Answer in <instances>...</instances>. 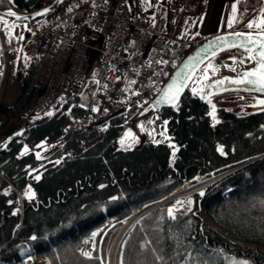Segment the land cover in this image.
<instances>
[{"label":"trees","instance_id":"16d2710c","mask_svg":"<svg viewBox=\"0 0 264 264\" xmlns=\"http://www.w3.org/2000/svg\"><path fill=\"white\" fill-rule=\"evenodd\" d=\"M49 1L14 0L9 5L27 12ZM263 1L239 0L238 6L252 10ZM33 77L34 66L16 102L0 104L1 127L38 93ZM69 104L17 128L0 146V264L15 263L30 250L44 264H103L121 219L199 174L245 162L194 192L191 211L172 219L167 205H161L143 214L124 242L120 264H264V156L255 159L264 153V110L239 114L220 108L219 123H214L208 103L187 89L176 107L159 113L178 145L173 155L167 142L120 148L124 113L111 117L104 131L93 125L64 135L68 116L86 111L77 101ZM43 140L59 141L39 158L33 150L25 153L26 146ZM50 156L57 159L45 164L38 180L31 177L30 169ZM12 185L24 195L22 209ZM28 192L35 195L29 198ZM96 230L88 259L82 255L85 241Z\"/></svg>","mask_w":264,"mask_h":264},{"label":"built area","instance_id":"2783aa9c","mask_svg":"<svg viewBox=\"0 0 264 264\" xmlns=\"http://www.w3.org/2000/svg\"><path fill=\"white\" fill-rule=\"evenodd\" d=\"M204 2L180 0L179 5L182 11H198ZM168 16L165 4L150 20L144 13L128 12L124 0H63L23 40L44 85L26 108L27 116L62 109L76 85L87 80L95 83L91 102L83 115L66 123V134L99 123L124 103L150 101L194 42L178 38ZM87 28L98 32L91 37H103L102 45L88 41ZM92 50L98 52L97 66L88 72ZM4 51L1 44L2 76Z\"/></svg>","mask_w":264,"mask_h":264},{"label":"rangeland","instance_id":"374dc122","mask_svg":"<svg viewBox=\"0 0 264 264\" xmlns=\"http://www.w3.org/2000/svg\"><path fill=\"white\" fill-rule=\"evenodd\" d=\"M71 3L73 0H69ZM235 0H222V7L224 8L223 17L220 20V23L222 25H225L230 20L235 21L237 19V14H233L232 11V5ZM162 2H165L166 4H170L171 0H126L125 1V7L128 11H136V12H145L148 9H151V7H154L157 4H160ZM228 11V12H227ZM146 13V12H145ZM191 15H189L190 17ZM216 16V15H215ZM188 17L186 13L183 15V20ZM260 17V16H259ZM259 17L255 18L253 17L250 21L253 20H259ZM5 19L8 21L9 24H12L13 22L17 25L11 33L9 34L8 30L4 27L3 23L0 22V36L2 38V45L6 48V52L4 54L5 59V69L2 76L1 84H0V104H14L22 90L23 82L25 77L29 74L31 67L33 66V59L28 56L25 52V44H15L18 42L20 37L25 38L27 35V32L29 29L36 26L38 23V20H15L13 17H5ZM218 19V18H217ZM11 37V43H9V38ZM92 41V43H96L95 40L89 39ZM98 43H101V40L98 41ZM193 45V44H192ZM98 52L96 50L91 51V55L93 59H96ZM221 54L216 55L215 57H211L208 59L197 71V73L194 75L192 81L188 85V90H190L192 93V89H196V95L199 97H204L203 99L208 103L209 105V113L212 112V105H215V116L216 119H220V108H226L237 111L239 114L242 113L241 110L238 109L237 101L222 98L220 95L217 94H211L209 95L207 86L203 87V91H201L202 85H207L208 81H210L213 78L218 77L222 73H227L232 70V68L220 65L218 64L219 60H221ZM212 63L215 67L216 71L215 74H213L212 69H208L207 73L205 74L204 69L207 67L209 63ZM207 75L208 79H203L204 76ZM40 72L38 70L34 71V77L32 79V85L37 84L38 91L40 92L42 90V83L40 80ZM93 87V81H87V82H81L77 86L76 95L72 96L69 99V107L75 103L77 100H79V104L82 106H85L89 103L91 90ZM78 98V99H77ZM211 101L209 103L208 101ZM148 105V104H147ZM147 105H142L140 103H137L132 106L127 107H120L116 111L108 114L105 119H103L100 122L101 131H104L106 126L108 125L111 117L124 113V129L123 132L118 136V146L122 149H132L140 146L146 141H152V142H167L172 147V154L177 151L178 145L177 143L171 138V136L168 133L167 130V120L160 117L155 119L152 124H149V119L151 118V112L145 111ZM70 108L66 109L69 111ZM26 109H23L20 111L19 114L12 116L8 120V124L6 126L1 127V122L3 121L4 115L0 111V127L1 130L5 128L9 129L11 127H14L17 124L24 123L25 118L29 119L27 116ZM210 118L212 119V116L209 114ZM213 120V119H212ZM141 125L143 126L141 128ZM131 132L132 135H127V133ZM14 133V131L10 132L8 134V137L11 136ZM163 133V134H162ZM8 140V139H7ZM7 140L0 144V146H3ZM121 140L124 141V144H121ZM59 140L55 141H47L43 140L36 144L33 148L26 146L28 151L30 149H33L39 156H42L45 152L51 151V149L58 144ZM49 156V155H48ZM56 160L57 158H54L50 156L45 160V162L35 166L34 168L30 169V175L31 177H37L40 176L44 170V168L47 166L46 163L51 162L52 160ZM56 162V161H54ZM211 175V174H210ZM199 177L194 178L193 180H189V182L194 183L197 181ZM32 192H28V197H33ZM191 201V205L188 204V201ZM178 201H182L183 204H177ZM155 201L146 203L139 207L138 209L134 210L133 212H140L145 208L150 207L152 204H154ZM175 206L173 207L174 215H176L178 212L186 211L189 207H192L193 204V198L192 194H187L182 197H180L178 200H175L172 202ZM170 204L166 206V209L168 208ZM168 212V211H167ZM206 221L210 224L215 226L218 230L223 232V230L215 225L209 218H205ZM114 222L112 220L108 221V224L111 225ZM99 232V230L95 231ZM87 243H85L84 251L92 253L94 247H95V237L92 236L88 237ZM254 247H256L255 244H252ZM107 259V258H106ZM39 264H44V261L39 258ZM106 262V260L103 262V264Z\"/></svg>","mask_w":264,"mask_h":264},{"label":"water","instance_id":"95a60500","mask_svg":"<svg viewBox=\"0 0 264 264\" xmlns=\"http://www.w3.org/2000/svg\"><path fill=\"white\" fill-rule=\"evenodd\" d=\"M61 0H52L51 2H49L48 4L33 10V11H29V12H21L15 9H4L2 10V13L7 12L9 9H11L12 11L16 12L18 16L21 17L22 20H36L44 15H37V13H44L45 9H48V11L46 12L49 13L50 11H52L59 3ZM24 17H27V19H24ZM237 33H243L244 36L242 37H237ZM249 33H252L253 35L256 34V32L253 31H243V30H234V31H226V32H221V33H217L214 34L210 37H208L207 39H205L204 41H202L201 43H199L198 45H196L193 49H191L189 51V53L186 55V57L177 65V67L174 69V71L172 72V74L170 75V77L168 78V80L165 82V84L162 86V88L160 89V91L157 93V95L153 98L151 104L149 107H154L156 109H162L164 107L167 106H173L171 102L169 101H163L161 103H157L158 100H161V97L163 95V91L167 88V86L172 83L173 80H177L178 83H180V80L177 78V74L178 73H182L184 76V83L186 84V86L183 88V91L181 92L178 101L181 99L183 93L186 91V89L188 88V85L190 84V82L192 81L194 75L197 73V71L199 70V68L211 57L215 56L217 53L227 50V49H232V48H237V50L243 54L245 53L243 48H238V47H231L230 45L235 42L236 44L241 43L242 41L246 40V37ZM217 37H222V38H227V43L223 46V47H219V42L216 40ZM213 51H215V55H213ZM247 54V53H245ZM245 64H249L251 61H247L244 60ZM219 63H224L227 65H232L234 64V59L232 58H223L221 60H219ZM255 67V64L254 66ZM252 67V68H253ZM251 69V68H249ZM249 69H244L239 71L235 76H231L228 74H224L222 76L216 77L211 79L210 81H208L207 83V88H208V93L211 94H217L223 91H227V90H248L249 88H253V86L251 85H236V84H231L228 82V80H225V83L223 85H219L217 86L216 82L223 79V78H228V79H236L238 74L247 71ZM255 91V90H252ZM231 98H236V97H231ZM259 99H264V97L262 98H252V101L250 104L245 105L244 106V111L245 112H254V111H262V106H259L257 104V101ZM177 101V102H178ZM176 102V103H177ZM48 115L39 117V118H34L32 120H28L23 124H19V125H15L14 127H11L9 129H6L2 132H0V142H2L10 132L16 130L17 128L21 127L24 124H29L31 122H36V121H41L45 118H47ZM157 118V112L153 113L151 115V118L149 119V121L154 122L155 119ZM152 124V123H149ZM264 156V153L260 154V156H256V158L258 157H262ZM247 163V162H245ZM243 163V164H245ZM241 164V165H243ZM241 165L235 166L231 169H228L226 171H223L221 173L215 174V173H211V175H204V174H200L197 177H199L197 179L196 182L191 183V185H195L197 183H201L203 184V188H205L206 186H208L209 184L213 183L214 181L220 179L222 176L226 175L227 173L231 172L232 170L240 167ZM198 190L195 191H191V193L197 192ZM170 199H165L163 201H159V202H155L154 204H152L150 207L143 209L142 211H140L138 213V217L140 218L144 213L148 212L149 210L156 208L162 204H168L167 202H169ZM20 223V227L21 224ZM135 225V224H134ZM133 225V226H134ZM19 227V229H20ZM33 254V253H32ZM34 255V254H33Z\"/></svg>","mask_w":264,"mask_h":264},{"label":"snow or ice","instance_id":"6c2138e0","mask_svg":"<svg viewBox=\"0 0 264 264\" xmlns=\"http://www.w3.org/2000/svg\"><path fill=\"white\" fill-rule=\"evenodd\" d=\"M8 3H11L12 0H7ZM5 3V0H0V4ZM71 10V9H69ZM237 8H236V4L234 3L232 5V11L233 14H235ZM48 11V9H45L44 13H37V15H44L46 14V12ZM5 17H13L15 18V20H19L21 19L20 16L17 15L16 12L12 11L11 9H9L7 12L0 14V22L3 23L4 27L8 30L9 34L11 33V31L17 27V25L13 22L12 24H9L8 21L5 19ZM24 19H27V17H24ZM233 21L230 20L228 22V26L231 27L232 26ZM247 27L249 29H253L255 28L256 34L253 35L252 33H249L246 37V40L242 41L239 44H236L235 42H233L230 46L231 47H238V48H243L245 53H247V59L248 61H254L255 62V67L244 71L240 74H238L236 79H228V78H223L219 81L216 82L217 86L219 85H223L225 83V80H228L229 83L231 84H236V85H251L253 86V88H249V91L255 90L257 92H260L262 94H264V10H262L259 20H253L250 21L247 25ZM237 37H242L244 36L243 33H237L236 34ZM20 39H23V37H20ZM216 40L219 42V47H223L226 43H227V38H222V37H217ZM9 43H11V37L9 38ZM213 55H215V51H213L212 53ZM241 64H244V59H241L239 61ZM208 69H212L213 74H215V67L213 66V64L210 62L207 67L204 69L205 74L207 73ZM233 71H235V69H232ZM177 78L180 80V83L177 82V80H173L172 83H170L167 88L163 91V95L161 97V100H158L157 103H161L163 101H169L172 103V105L174 107L177 106L176 102L179 99V96L181 94V92L183 91V88L186 86V84L184 83V76L182 73H178L177 74ZM205 80L208 79L207 75L204 76ZM207 85H202L201 86V91H203V87H205ZM193 94H196V89H192ZM209 95H211V93H209ZM202 99L204 98L203 96L201 97ZM209 103H211V101H208ZM257 104L259 106H262V110H264V99H259L257 101ZM97 109H93V111H96ZM215 105H212V112L209 113L212 116V119L214 121V123H219V121L216 119L215 116ZM49 116L52 115L51 112L47 113ZM149 123H152V121H149ZM167 123V122H165ZM143 126L141 125V128ZM163 134V133H162ZM127 135H132L131 132L127 133ZM121 144H124V141L121 140ZM221 154L223 155V149L220 148L218 149ZM25 153L28 151L27 148L24 149ZM174 155V153H173ZM37 157L39 158V154H37ZM40 177L37 176L36 179L38 180ZM103 187V185L101 186ZM27 195V193H26ZM35 194L33 193L32 196H34ZM201 196L204 195L203 192L200 193ZM31 198V197H29ZM115 199V198H114ZM191 201H188V204L191 205ZM177 204H183L182 201H178ZM191 207H189L187 209V211H191ZM168 214L172 219H175V215H174V210L173 209H169L168 210ZM98 233L97 232H93L92 233V237L94 238ZM32 240H36L37 237L36 236H32L31 237ZM88 241H85V243H87ZM82 255L88 259H91V253L90 252H82ZM30 258V257H29ZM234 264H249L248 261L246 260H241V261H235Z\"/></svg>","mask_w":264,"mask_h":264},{"label":"crops","instance_id":"0c3cea01","mask_svg":"<svg viewBox=\"0 0 264 264\" xmlns=\"http://www.w3.org/2000/svg\"><path fill=\"white\" fill-rule=\"evenodd\" d=\"M238 1L239 0H235L233 2V4L234 3L236 4V8H237L235 12V14H237V19L233 21L231 27L228 26V23H226L225 25H222V23H220V20L222 19L224 15L223 14L224 8L221 5L222 0H207L202 11H200L199 13H194L193 11H186L182 13L181 16L176 6L178 0H171L169 4L170 5V21L175 23V21H177L180 16L179 25H178L179 34L181 36H184L185 33L188 31V29L192 28L193 30L190 31L189 35L191 37L200 39V41H203L209 36H212L220 32H226V31H232V30L257 31L255 28L249 29L247 25L253 17L257 18L260 16L262 10H264V1L259 7L252 9V10H248V9L238 6ZM155 6L151 7V9H148L145 12H147L150 16H153ZM185 13L186 15H188V17H186L183 20V15ZM189 15L191 16L189 17ZM94 64L95 62L93 63V65ZM86 106L87 105H85L84 107ZM30 150H33V149H30Z\"/></svg>","mask_w":264,"mask_h":264},{"label":"bare ground","instance_id":"6f19581e","mask_svg":"<svg viewBox=\"0 0 264 264\" xmlns=\"http://www.w3.org/2000/svg\"><path fill=\"white\" fill-rule=\"evenodd\" d=\"M4 69H5V63H4ZM1 78H2V75H0V82H1ZM220 93H217V95H219ZM202 189H203V184H201L200 182L195 185H191V182L186 180L183 183L176 186L175 188H173L168 194L156 200L155 202L163 201L165 199H170L169 202H167L168 204H170L167 208V211H168L169 209H173V207L175 206L174 204H172L173 201L178 200L180 197L191 193V191H195V190L202 191ZM138 213H139L138 211L132 212L131 214H129L122 220L121 225L119 226L112 240V243L110 245V248L107 254V259L104 264H120L121 263V254H122L124 242L128 234L132 230L133 225L136 224V222L139 219ZM39 263H40L39 258L36 255H33L30 250L23 254L21 260L15 263H11V264H39Z\"/></svg>","mask_w":264,"mask_h":264},{"label":"flooded vegetation","instance_id":"af4514ba","mask_svg":"<svg viewBox=\"0 0 264 264\" xmlns=\"http://www.w3.org/2000/svg\"><path fill=\"white\" fill-rule=\"evenodd\" d=\"M12 1H14V0H12ZM7 3H8L7 0H5V3L0 4V14H3L2 10L7 9V8H13V9L17 10L15 6L9 5V3H8V5H6ZM38 8H40V7H38ZM38 8H36V9H38ZM219 54H221V58L230 57V58L234 59V64H232V65H226V64H221V65H225V66H228V67H230L232 69H235V71L231 70L230 72L222 73L221 75L228 74V75H231V76H235L239 71L244 70V69L252 68L254 66V64H255L254 61H251L249 64H245V63L241 64L239 62L241 59H244V60L248 61L247 54H245V53L241 54L237 50V48L224 50V51L220 52ZM221 75H219V76H221ZM219 95L222 98H226V99H231V100L237 101L238 109L241 110L242 112H245L244 111V106L250 104L251 101H252V98H262V97H264V94H262L260 92L249 91V90H241V89L240 90H236L235 89V90L224 91V92H221ZM231 97H236V98H231ZM148 111H150L151 113H154L155 111L158 114L160 113V110H156L154 108H149Z\"/></svg>","mask_w":264,"mask_h":264}]
</instances>
